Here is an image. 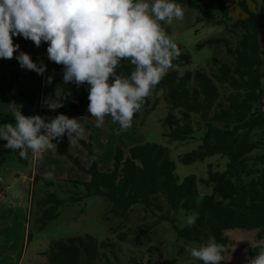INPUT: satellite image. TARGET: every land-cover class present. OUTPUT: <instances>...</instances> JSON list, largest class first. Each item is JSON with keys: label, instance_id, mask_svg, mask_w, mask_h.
Instances as JSON below:
<instances>
[{"label": "trees", "instance_id": "obj_1", "mask_svg": "<svg viewBox=\"0 0 264 264\" xmlns=\"http://www.w3.org/2000/svg\"><path fill=\"white\" fill-rule=\"evenodd\" d=\"M181 1L200 9L199 21L223 25L237 35L234 45L228 38L210 37L199 42L198 47L223 44L234 59L230 63L214 57L217 70L198 67L180 73L178 67L191 62V54L181 51L173 61L174 67L133 118L146 109V114L154 110L158 94L162 92L169 108L164 119L169 128L165 135L173 141H184L196 139V132L200 133L198 147L182 154L179 160L190 164L220 154L228 157L226 169L216 170L210 163L207 177L188 174L180 180L177 163L169 148L157 142L135 144L127 150L117 147L111 166L105 168H100L91 139L79 141L87 151L86 164L69 151L67 144L63 145L58 152L65 154L89 178L65 180L75 188L68 189L66 197L52 189L53 186L58 188V178L45 179V195L37 200L41 208L37 219L41 229L59 216L61 206L73 205L85 196L93 195L109 201L110 207L104 213L107 221L111 217L128 220L133 206L138 204L145 211L143 219L147 218L146 214H153L156 219L104 240L90 233L55 239L45 252L47 261L39 264H122L120 242L129 235L147 236L162 220L174 221L179 208L191 213L195 211L198 217L194 225L178 228V235L199 245L213 236L224 249L221 264H230L225 259L226 247L232 244L228 230L256 229L257 241H264V47L260 37L264 13L248 10L243 0L241 3L248 16L230 23V8L226 5L222 6L220 17L200 0ZM178 47L181 50V46ZM132 70L133 66L126 60L117 68V72L124 75H129ZM52 71L61 88L57 96L63 98V106L58 110L67 115L88 100V86L83 84L81 90L74 93L77 86L62 80L63 66L54 62ZM194 115H199L202 121L198 128L193 124ZM39 178L35 176L34 179ZM198 181L213 186V191L199 202ZM158 249V246L149 247L150 251ZM258 251L259 248L251 247L250 255L254 256ZM174 263L175 260L167 261V264Z\"/></svg>", "mask_w": 264, "mask_h": 264}, {"label": "rangeland", "instance_id": "obj_2", "mask_svg": "<svg viewBox=\"0 0 264 264\" xmlns=\"http://www.w3.org/2000/svg\"><path fill=\"white\" fill-rule=\"evenodd\" d=\"M241 1L243 0H200V3L207 5L220 17H222V6L226 5L230 8L228 20L230 23L239 17H247L248 13L245 11L247 9L264 13V0H245L247 9ZM176 2L184 9V19L174 20L170 25L164 22L161 24L168 34L175 35V42L181 46L180 52L191 54V62L178 67L180 73L198 67L207 71L217 70L214 57L231 63L234 58L226 51L223 44L205 45L199 48L198 43L210 37H224L234 45L237 35L228 31L223 25L199 21L198 17L202 16L200 9L191 6L188 2L181 0ZM260 37L264 47V19L261 21ZM13 43L19 44L18 51L27 52L34 61L37 63L43 61L47 67L43 75L23 69L15 59V52L11 59H0V126L15 122L9 104H14L17 110L20 108L26 116L41 115L47 119L60 114L58 109L51 110L44 103L48 98L61 93L59 83L52 71L54 62L47 58V42H42L37 47L30 39L17 35L13 37ZM81 88L82 86L77 87L74 93L79 92ZM88 103L89 100L84 101L77 109L69 111L67 116L81 118L80 122L86 131L84 139L92 140L100 168L111 166L117 147L127 150L132 145L152 141L169 148L171 157L177 163L180 180L188 174L207 177L210 163L216 170L226 169L228 157L220 154L190 164L179 160L182 154L198 147L201 143L200 133L196 132L198 138L184 141H173L165 135L169 128L164 119L169 108L162 92L158 94L156 108L148 114L146 109L139 117H134L132 127L127 131H120L119 125L112 122L110 116H105L104 123L99 128L96 127L95 118L87 111ZM193 124L195 128L202 125L199 115L193 116ZM53 142L56 145L52 149H46L35 156L29 153L27 159H22L16 151L3 147L6 141L0 139V264H39L47 261L45 252L49 250L55 239L90 233L99 240H104L156 219L153 214H146L147 218L143 219L145 211L138 204L133 206L128 220L111 217L107 221L104 213L110 207L109 201L102 196L93 195L85 196L73 205L61 206L59 216L50 220L47 226L41 229L37 221L41 214L37 200L46 192L45 173L51 172L54 178L59 179L57 181L59 189L56 186L52 189L61 197L68 196V189H75L65 180L89 178V175L65 154L58 152L60 147L67 144L69 151L86 164L88 159L85 147L79 141L70 145L66 134ZM32 176L40 178L35 180ZM197 185L199 202L205 194L213 191V186L201 181H198ZM17 191L20 193L18 197L13 195ZM190 214L191 212L179 208L174 214V221L162 220L147 236H127L124 242L119 243L122 264H135L134 259L142 264H167L170 260H175L174 264H202L185 251L186 245L199 247V244L191 240L186 241L177 232L178 228L186 226L185 221ZM227 233L232 244L226 247V261L230 264H248L253 257L250 255L251 244L258 242L257 230L233 228ZM150 246H158L159 249L150 251ZM218 264H221L220 261Z\"/></svg>", "mask_w": 264, "mask_h": 264}, {"label": "clouds", "instance_id": "obj_3", "mask_svg": "<svg viewBox=\"0 0 264 264\" xmlns=\"http://www.w3.org/2000/svg\"><path fill=\"white\" fill-rule=\"evenodd\" d=\"M183 19L184 9L176 0H0V59H11L15 52L21 68L43 75L47 66L18 51L13 37L30 39L37 47L47 42V58L63 66V82L88 86L87 111L95 126L110 116L120 131H127L181 54L175 35L166 33L161 22L170 25ZM123 60L133 66L129 75L117 72ZM44 103L56 110L63 98L50 97ZM8 106L15 122L0 126V139L22 159L52 149L53 141L65 134L70 145L86 136L81 118L63 113L47 119L26 116L14 104ZM53 178V173H45V179ZM197 217L193 211L186 225H194ZM251 247L259 251L248 264H264V241ZM185 251L202 264L224 259L223 246L213 236L199 247L186 245Z\"/></svg>", "mask_w": 264, "mask_h": 264}, {"label": "crops", "instance_id": "obj_4", "mask_svg": "<svg viewBox=\"0 0 264 264\" xmlns=\"http://www.w3.org/2000/svg\"><path fill=\"white\" fill-rule=\"evenodd\" d=\"M32 178L34 179L35 177L32 176Z\"/></svg>", "mask_w": 264, "mask_h": 264}]
</instances>
